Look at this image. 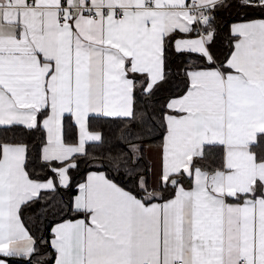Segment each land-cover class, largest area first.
Wrapping results in <instances>:
<instances>
[{"label":"snow or ice","instance_id":"snow-or-ice-1","mask_svg":"<svg viewBox=\"0 0 264 264\" xmlns=\"http://www.w3.org/2000/svg\"><path fill=\"white\" fill-rule=\"evenodd\" d=\"M0 264H264V0H0Z\"/></svg>","mask_w":264,"mask_h":264}]
</instances>
